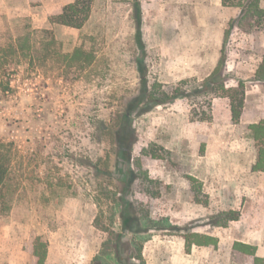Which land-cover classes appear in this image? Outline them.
<instances>
[{"label":"rangeland","instance_id":"1","mask_svg":"<svg viewBox=\"0 0 264 264\" xmlns=\"http://www.w3.org/2000/svg\"><path fill=\"white\" fill-rule=\"evenodd\" d=\"M71 2L0 0V152L10 158L0 188V264H36L37 238L45 264H141L132 258L140 248L144 264H254L236 242L264 258V173L252 171L257 148L248 128L264 119V82L254 79L264 31L240 32L239 9L222 0H139L137 42L134 0H93L81 29L50 23ZM76 48L86 53L83 64L69 60ZM222 51L226 87L244 83L238 124L222 95L212 99L209 121L191 114L203 111L192 106L203 96L134 117L132 156L148 181L129 183L131 162L116 161L113 129L139 74L193 91ZM124 184L130 189L120 193ZM119 197L134 206L124 221L135 215L142 225L179 230H124ZM228 211L238 220L215 226L212 218ZM202 236L217 245H197Z\"/></svg>","mask_w":264,"mask_h":264},{"label":"trees","instance_id":"2","mask_svg":"<svg viewBox=\"0 0 264 264\" xmlns=\"http://www.w3.org/2000/svg\"><path fill=\"white\" fill-rule=\"evenodd\" d=\"M93 0H73V2L63 6L60 12L50 17V23L69 27L73 29H81L87 22ZM264 0H222V5L226 7H233L239 9V14L234 20L235 27L244 34H253L257 31H264ZM134 20L137 29V42L140 41V27H141V7L139 0H134ZM17 46L25 48L26 42L20 41ZM16 46V47H17ZM86 53L81 48H76L70 55L69 60L74 63H81L82 57ZM88 58V56H87ZM226 57L224 51L218 61L213 73L205 79L193 91L182 90L181 88H172L167 84L154 81L149 82L147 73L141 72L139 74V85L137 93L130 97L125 103L124 110L118 115L116 125L113 133V151L115 159L119 161L131 162V169H129L130 180L133 183L136 180L148 181V174L142 167L140 159H133V148L137 142L136 130L133 127V119L136 116L151 112L156 107H165L178 99L190 98L192 96H203L200 101L194 103L192 106L198 105L203 111L198 115L193 108L191 114L196 121L204 122L211 120V101L215 96L222 95L229 99L231 119L234 124H238L245 102L244 83L241 80L236 81V86L227 88L226 82L229 80L225 73ZM254 79L257 82H264V49L261 55V62L259 63ZM217 87V88H216ZM205 107V108H204ZM250 137L257 148L256 162L252 166L253 172L264 173V119L258 123L249 125ZM10 158L7 153L0 152V188L4 186L8 180ZM193 180V179H192ZM130 189L129 185H123L120 193H126ZM124 197L116 198L114 203L118 207L120 219L124 222L123 229L132 234L139 235L146 233L147 228H151V223L160 230H179L173 225H161L159 222L149 221L150 223L142 225L139 217L133 216L130 222L124 221L125 214L128 210H133L134 206L130 202L124 200ZM137 211V208L135 209ZM239 213L236 211L222 212L213 217L212 220L215 226H226L228 222L237 221ZM136 223V226L131 227V223ZM201 246H216L217 239L210 236H202L196 242ZM234 247L239 252L254 258V264H264V258L256 257L255 247L236 242ZM34 253L36 256V264H45L46 261V244L39 238L34 244ZM143 263L142 248L138 249V254L135 257ZM129 258L127 261H130Z\"/></svg>","mask_w":264,"mask_h":264}]
</instances>
